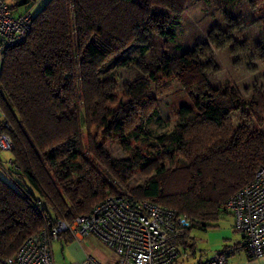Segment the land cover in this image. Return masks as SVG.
I'll use <instances>...</instances> for the list:
<instances>
[{"label": "trees", "instance_id": "trees-1", "mask_svg": "<svg viewBox=\"0 0 264 264\" xmlns=\"http://www.w3.org/2000/svg\"><path fill=\"white\" fill-rule=\"evenodd\" d=\"M186 2L47 0L25 40L3 50L0 132L11 136L9 172L17 177L10 172L13 183L0 175L1 262L47 222H71L91 212L106 191L185 214L190 225L177 242L180 252L194 250L191 228L214 225L231 196L264 166V104L245 98L236 85L210 86L192 51L165 55L118 83L115 69L135 61L120 53L151 33L175 39V14ZM146 48L143 44L140 53ZM118 52L113 69L102 73ZM174 79L183 86L169 101L176 127L140 142L149 132L136 125L133 137L131 128L150 107L151 83ZM195 86L198 94L191 91ZM246 107L257 128L245 116L239 125L231 123V111ZM110 141L127 155L113 157ZM65 142L66 150L60 146ZM135 170L149 175L129 188L124 182Z\"/></svg>", "mask_w": 264, "mask_h": 264}, {"label": "rangeland", "instance_id": "rangeland-1", "mask_svg": "<svg viewBox=\"0 0 264 264\" xmlns=\"http://www.w3.org/2000/svg\"><path fill=\"white\" fill-rule=\"evenodd\" d=\"M38 1L36 0V3ZM41 6V4L34 6L33 12H38ZM158 9L167 11L163 6H159ZM177 12L174 26L175 39L166 40L165 37L151 33L146 42L133 43L123 54L118 52L111 55L103 64L107 66L101 72L108 73L113 69L112 60L119 53L123 56H133L135 58L133 63L115 69L121 86L142 74L146 64L157 63L165 55L175 58L185 51H192L195 58L203 63L204 74L210 86L233 84L248 100L257 99L264 104V1L254 4L251 0H187L184 9H179ZM143 44L147 48L140 53ZM181 88L183 86L177 79L151 83L149 95L153 98L149 100L150 107L145 115L133 120L132 136L136 137L133 129L136 125L149 132L145 139L139 140L142 143L155 141L158 135L173 130L178 123V118L174 106L169 101L171 94ZM191 91L199 93L196 86ZM243 116L251 120L249 124L252 127H258L259 122L250 117L248 107L231 111V123L239 125ZM263 125L264 123H261L260 127L263 128ZM84 140L87 141L86 135ZM133 141L137 142V140ZM60 146L65 150L68 149L67 142ZM107 148L113 157L127 155L117 141H110ZM10 154L11 150L0 149L1 158L5 164L4 167L0 166V174L14 183L12 174L16 177L17 175L9 172L11 163L6 158ZM153 156L156 157L157 154L153 153ZM148 175L147 172L135 170L131 178L124 183L130 188L144 183ZM114 182L121 181L115 178ZM108 193L111 192L106 191V195ZM231 219V214L227 213L219 220V227L207 230L192 227L190 233L191 239L195 242L194 250L181 247L179 264L196 263L209 251L207 248H210L211 244L215 245L221 236L235 232L229 225ZM72 239L75 240L74 237ZM83 247L88 254L98 259L105 258L104 260L109 264H114L116 253L95 235L85 236L82 244L77 241L67 243L56 240L53 250L56 260L61 263L82 264L87 258Z\"/></svg>", "mask_w": 264, "mask_h": 264}, {"label": "built area", "instance_id": "built-area-1", "mask_svg": "<svg viewBox=\"0 0 264 264\" xmlns=\"http://www.w3.org/2000/svg\"><path fill=\"white\" fill-rule=\"evenodd\" d=\"M34 14H14L7 0H0V54L22 42L32 28ZM8 132H0V149L11 150ZM234 215V226L245 235V244L253 258L264 255V166L253 180L241 187L227 202ZM190 225L185 214L148 199H132L111 194L94 209L74 218L49 221L37 233L28 236L22 245L0 264H60L54 260L52 242L62 233L79 241L95 235L116 254L114 264H175L180 255L177 239ZM82 264H104L91 254ZM195 264H228V253L219 250Z\"/></svg>", "mask_w": 264, "mask_h": 264}, {"label": "crops", "instance_id": "crops-1", "mask_svg": "<svg viewBox=\"0 0 264 264\" xmlns=\"http://www.w3.org/2000/svg\"><path fill=\"white\" fill-rule=\"evenodd\" d=\"M7 3L11 7L14 14H18V13L25 12V11H31L33 14H36L37 12H33L34 6L41 4L42 5L41 8H42L44 6L43 4L46 2L45 0H39L37 3H36V0H7ZM20 6H23V7H20ZM2 64H3L2 55L0 54V73L2 69ZM1 118H2V112L0 110V119ZM6 158H7V161L9 162L11 158V154ZM0 166L1 167L5 166V164L2 161L1 155H0ZM227 213L231 214L232 219H231V222H229V225L235 232L226 233L225 235L221 236L218 239V241L215 242V245L211 244L210 248H207L209 249V251L205 253V255L201 257L198 261L206 259L207 257L211 256L212 254H214L215 252L219 250H226L228 253V264H264V255L258 258H253L247 251V248L245 246V235L243 232L235 228L234 215H233V212L229 208H227L224 214L217 221L213 223L214 225L208 226L206 230L212 227H219L220 226L219 220ZM83 240L79 241L76 238L74 240L71 237H69L68 233H66L62 238L58 239V241L67 242V243H73L77 241L80 244H82ZM53 246H54V241L52 242V253H53L54 260L57 263L64 264L56 260ZM84 250L86 254H88L85 248ZM99 259L104 264H109L108 261L104 260L105 258L99 257Z\"/></svg>", "mask_w": 264, "mask_h": 264}, {"label": "bare ground", "instance_id": "bare-ground-1", "mask_svg": "<svg viewBox=\"0 0 264 264\" xmlns=\"http://www.w3.org/2000/svg\"><path fill=\"white\" fill-rule=\"evenodd\" d=\"M25 40V39H24Z\"/></svg>", "mask_w": 264, "mask_h": 264}]
</instances>
